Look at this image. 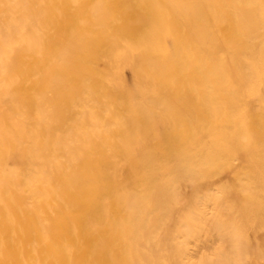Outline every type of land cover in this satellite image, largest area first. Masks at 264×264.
Listing matches in <instances>:
<instances>
[{"label":"rangeland","instance_id":"1","mask_svg":"<svg viewBox=\"0 0 264 264\" xmlns=\"http://www.w3.org/2000/svg\"><path fill=\"white\" fill-rule=\"evenodd\" d=\"M263 241L264 0H0V264Z\"/></svg>","mask_w":264,"mask_h":264},{"label":"bare ground","instance_id":"2","mask_svg":"<svg viewBox=\"0 0 264 264\" xmlns=\"http://www.w3.org/2000/svg\"><path fill=\"white\" fill-rule=\"evenodd\" d=\"M247 21V20H246ZM212 201V200H211ZM211 216V215H210ZM213 216V215H212ZM215 217V216H214ZM218 228V227H217ZM264 242V241H263ZM263 244V243H262Z\"/></svg>","mask_w":264,"mask_h":264}]
</instances>
